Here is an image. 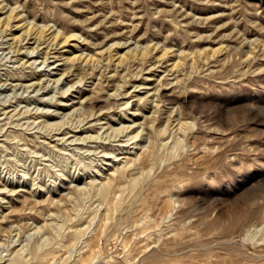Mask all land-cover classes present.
<instances>
[{
	"label": "rangeland",
	"instance_id": "1",
	"mask_svg": "<svg viewBox=\"0 0 264 264\" xmlns=\"http://www.w3.org/2000/svg\"><path fill=\"white\" fill-rule=\"evenodd\" d=\"M0 7V264H264V0Z\"/></svg>",
	"mask_w": 264,
	"mask_h": 264
},
{
	"label": "bare ground",
	"instance_id": "2",
	"mask_svg": "<svg viewBox=\"0 0 264 264\" xmlns=\"http://www.w3.org/2000/svg\"><path fill=\"white\" fill-rule=\"evenodd\" d=\"M1 8V7H0ZM3 8V7H2ZM7 11V10H6ZM18 12V11H17ZM4 14V13H3ZM2 14V15H3ZM1 16V15H0ZM23 20V18L21 17V16H19L17 13H15L14 11H13V9H10V11L8 12V13H6L4 16H2V17H0V30H4V29H6L7 27H8V25H9V23H12V22H14V26H15V28L17 27L18 29L19 28H21V29H24L23 30V33L24 34H28V33H30V30L32 31V30H35L34 31V33L35 34H42L41 32H42V29L41 30H37V29H32V26H30V25H28L27 23H25V22H23L22 21ZM13 26V25H12ZM13 28V27H12ZM7 30V29H6ZM12 30V29H11ZM14 30V29H13ZM47 30H48V28H47ZM53 30V29H52ZM21 31V30H20ZM50 32V34L53 32V31H49ZM10 33V32H9ZM49 34V33H48ZM14 35V34H13ZM12 36V35H11ZM18 36V35H17ZM20 37H21V35H19ZM52 36H53V38L55 39V38H57L58 36H59V33H58V31H56L55 33H52ZM10 37V36H9ZM34 37H36V36H34ZM70 37V36H69ZM38 38V37H37ZM49 38H50V36H49ZM76 38V37H75ZM74 38V39H75ZM12 40H13V38H12ZM18 41V40H17ZM65 42H66V40H65ZM75 48V47H74ZM70 52V51H69ZM73 52V51H72ZM71 54V53H70ZM69 54V55H70ZM73 54V53H72ZM79 56V55H78ZM78 56L77 55H71V56H68V57H64L65 59H67V60H74V59H76V58H78ZM92 58V57H91ZM84 60V59H83ZM82 62V61H81ZM136 137V136H135ZM16 263V262H15ZM17 264V263H16Z\"/></svg>",
	"mask_w": 264,
	"mask_h": 264
}]
</instances>
